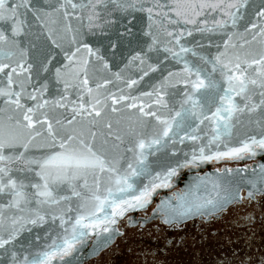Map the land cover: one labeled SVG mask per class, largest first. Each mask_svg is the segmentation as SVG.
<instances>
[{"label": "snow or ice", "instance_id": "snow-or-ice-1", "mask_svg": "<svg viewBox=\"0 0 264 264\" xmlns=\"http://www.w3.org/2000/svg\"><path fill=\"white\" fill-rule=\"evenodd\" d=\"M109 4L121 10L135 8V5L120 3V0H108V3L105 0H87V3L57 0L55 5H48L50 11H45L33 5L31 0H0V103L3 105L0 107V196L7 194L10 197L7 203H0V248L7 250L20 235L25 223L43 224L46 215H50L53 221L59 219L63 226L64 210L59 209V205L71 197L82 198L81 207H86L89 201H96L95 212L109 207L112 209L110 215L94 219L89 224L84 223V215H78L71 225L70 235L65 229L66 234L60 244L54 241L49 246L50 250L31 257L25 254L22 259L13 251L12 264H51L53 257L67 254L75 243L87 235L78 229L96 230L103 224L105 227L102 230L108 232V225L116 223L115 217L123 216L129 209L145 207L157 188L169 187L168 181L180 167L224 158L242 159L246 154L255 155L257 148L264 150V0L255 10L256 20L248 21L244 32L239 34L230 31L229 24L235 28L244 19L241 9L250 6L249 0H233L227 5L223 0L216 3L200 0L199 3L188 5L178 4L172 9L177 18L169 19L173 25H178L181 17L184 23H196L194 18H189L188 9L194 16L204 15V9L223 13L226 19L216 20L214 28L198 31H220L228 38L223 40L222 50L218 47L214 56H205L184 46L181 42L182 31L176 34L164 29L169 42L174 39L175 47L178 48V51H174L165 46L164 51L174 60H183L184 67L180 73H169L152 92L141 95L149 98L155 95L153 103L167 109L168 116L160 115L159 110L153 111L143 101L138 104L139 97L108 92L106 86L112 81L106 78L102 83L96 82L95 88L90 87V58H103L96 56L87 44H82L71 54L65 51L67 63L55 70L57 83L64 84V93L58 99H46L48 85L37 87L39 76L34 82L33 64L28 63L29 50L23 39L29 28L28 14L31 13L45 27L48 24H60L63 32L71 35L69 44H75L80 28L73 27V18L83 20L81 13L87 10L89 14L86 20L91 27L93 20L99 18L97 10L107 8ZM252 7L256 8L255 5ZM181 8L185 11L179 10ZM147 11L151 21L152 9L148 8ZM151 28L150 24L149 32L145 33L151 37L148 45L150 51L160 43L158 34H153ZM51 31L49 28V38ZM250 33L251 40L245 39ZM188 34L191 35V32ZM236 38L243 43H235ZM52 42L60 47L55 40ZM81 48L87 50V57L78 58ZM188 53L196 59H185ZM45 59L48 62L42 64V70L48 72L51 57L46 56ZM136 60H140L141 64L145 62L140 54L132 57V61ZM103 66L105 69L108 67L106 63ZM149 71H155V67L150 66ZM115 75L117 80L121 79L120 73ZM173 77L174 84L171 82ZM136 83L135 80H129L127 87L131 88ZM180 84L184 85L182 94L179 90L173 94L180 95L179 107H169L164 100L166 89L170 85L175 87ZM70 88L77 92L78 99L75 101L68 100ZM58 109H64L70 115L58 113ZM127 110H138V115L134 112L125 115ZM257 114L258 118L253 119ZM245 117L248 123L255 124L259 129L258 136L245 135L239 141V146H229L234 129L237 125H243ZM153 119L156 124L152 123ZM206 122L212 130L207 144L193 148L191 157L186 155L183 163H177L175 168L170 167L163 174L157 173L150 180V186L145 185L137 194L133 178L150 174L146 166L148 156L159 151L161 146L169 143L174 145L177 140L181 144L186 140L200 143L201 136L198 133ZM213 144L217 148L223 144L226 150L211 152L209 146ZM31 148H46L50 154L33 156L29 154ZM206 149L210 154L206 153ZM125 159L127 167L121 171V161ZM16 161L24 165L16 171L34 173L37 182L33 183L25 177L17 178L10 167ZM102 174H107L110 185L103 198L97 194ZM88 177H92L96 192H92L91 196H82V192L77 189L89 188ZM81 179L83 184H79ZM260 182L264 183V165L261 166ZM251 183L255 188L256 183ZM65 186L70 190L71 197L60 195ZM213 188L218 189L220 185L213 182ZM222 191L223 195L218 193L216 199L208 200H189L180 195L177 197L179 203L169 206L176 220L204 216L236 199L229 189ZM258 191L264 192V188ZM248 196L251 198L253 192L250 191ZM33 201L36 208L31 207ZM44 205L55 207L50 213L41 214L39 207ZM26 212L30 215L16 214ZM95 212L89 215L95 216ZM166 223H171V220H166Z\"/></svg>", "mask_w": 264, "mask_h": 264}, {"label": "water", "instance_id": "water-1", "mask_svg": "<svg viewBox=\"0 0 264 264\" xmlns=\"http://www.w3.org/2000/svg\"><path fill=\"white\" fill-rule=\"evenodd\" d=\"M13 2H19V0H13ZM76 3H87V0H74ZM95 2V0H93ZM200 0H120V3L125 5H135V8L126 7L124 10L113 7L111 4L107 8L98 9L99 18L94 19L92 26L89 27L86 17L89 14L87 10H84L81 15L84 17L83 20L77 21L75 18L72 20L73 27H79L80 31L77 35V43L69 44L71 39L70 34L63 32L60 24H48L46 27L42 26V22L36 20L31 13L28 14L29 28L26 29V35L23 37L25 46L29 50L28 63L33 64L32 76L33 81L37 82V76H39L37 87L43 84L48 85V92L45 95L46 99H58L61 94L64 93V84L57 83L55 70L57 67H61L67 63L65 59V51L71 54V51H75L76 48L82 44H87L96 56L102 57V60H97L95 56L90 58L89 74L92 78L89 86L95 88L96 82H103V79H108L112 83L106 86L107 91L120 95H130L139 97L140 101L148 104L153 111L159 110L160 115L168 116L169 112L167 109L162 108L159 105L153 103L155 95L151 98L142 96V93L152 92L169 73H180L184 67V61L174 60L171 58L169 53L164 51V47H171L174 51H178L175 47V40L172 39L169 42V38L164 35V29L167 31L175 32L179 34L183 32L181 42L185 47L197 51L200 55L214 56L219 47L223 49V40L227 39V35L220 31H198V29L214 28L215 21L220 19H226L223 13L219 11H213L212 9H204V15L194 16L191 10L188 9L189 18L196 20L195 24H187L183 22V17L180 18L178 25L169 23V19H177L175 12L172 10L176 5H188L191 3H199ZM207 3H216L219 0H205ZM233 2V0H223V3L227 5ZM31 3L37 8L50 11L48 5H55L57 0H31ZM108 3V0H105ZM261 0H249V7L247 9H241L244 14V19L239 21L235 28H232L229 24V30L234 33H243L244 29L248 26V21H255V10H258ZM143 5V10H141ZM252 5H255L254 9ZM148 8L152 9L151 16L152 20H149ZM185 11V9H179ZM79 11V10H78ZM235 11V9H232ZM152 25L151 32L158 34L160 43H157L153 50L148 49L149 43H151V37L146 36L145 33L149 32V25ZM82 25V26H81ZM49 28L51 31V38H49ZM191 32V35L188 33ZM251 33L245 37V39L251 40ZM259 39V38H258ZM55 40L60 47L53 44ZM235 43L241 44L242 40L236 38ZM33 45L35 47L33 48ZM255 46V44H253ZM140 54L144 59V64L140 63V60L132 61V57ZM46 56L51 57V63L49 64V71L44 72L42 70V64L47 63ZM88 53L86 49L81 48L78 53V58L87 57ZM167 57V59L165 58ZM187 60H195L191 53L185 56ZM107 64V69L104 68V64ZM27 66V64L25 65ZM154 66L155 71H149V67ZM147 72V75L144 73ZM116 73H120L121 79H116ZM142 77V79H141ZM83 78V77H81ZM129 80L137 81L131 88L127 87ZM172 84L175 82V77L171 78ZM184 85H176L175 87L169 86L166 89L164 95L165 103L172 107H179L180 95H173L179 92L182 94ZM31 91V89H29ZM78 99L77 92L74 89L68 90V100L75 101ZM257 102L259 98L257 97ZM111 102L109 101V104ZM0 103V107H2ZM71 107V104L69 105ZM58 113L64 115H70L65 112L64 109H58ZM129 112H134L138 115V110H127L125 115ZM259 114L253 117L257 119ZM153 124L156 121L153 119ZM202 131L198 133L201 136L200 143H193L192 141H185L183 144L177 140L173 145L161 146L159 151L148 156L146 166L150 170L149 175H142L133 178L135 181L134 187L138 190L142 189L145 185L150 186V180L157 173H165L168 168H175L177 163H183L186 155L188 158L191 157L193 148H199L208 142V138L212 135L211 126L207 124L201 125ZM204 133L208 135L205 136ZM259 129L255 124H250L245 117L243 125H237L232 133V139L229 146H239V141L245 138V135L258 136ZM183 134V133H181ZM126 146V145H125ZM211 152L225 151L223 144L217 148L216 144L209 146ZM22 150V149H21ZM206 153L210 154L206 149ZM7 154V153H5ZM29 154L37 157L50 154L46 148H31ZM222 162H234L244 163L250 162L249 165H237L230 169L223 168L221 170L209 169L203 171L201 174L196 173L197 170L205 166V162H199L196 165L190 166L185 173H180L177 169V176H173L168 181L169 187H159L157 191L153 192L149 202L154 199L158 192H167L172 190L174 196L164 193V196L160 199L159 204L156 206L157 210L162 213L167 220L181 222L192 218L190 216L187 219L176 220L173 216L172 208L169 206L178 204L177 197L180 195L185 196L191 200L193 198H199L201 200L216 199L218 193L223 195V189L227 188L235 194L236 199H233L226 203V206L237 202L241 198V192L244 191V196L249 197L248 193L253 192V196L263 192L258 191L264 188V183L260 182L261 166L264 165V150L257 148L255 155L246 154L242 159H221ZM123 171L127 167V159L121 161ZM196 166V168H195ZM10 167L13 168V174L17 178L25 177L31 182H37L38 178L35 177L34 173H19L16 169L23 168L24 165L20 161L14 162ZM230 170V171H229ZM213 182L220 185V188L214 189ZM251 182L256 183L254 188ZM84 181L81 179L79 184H83ZM159 183V181H157ZM89 188H78V191L82 192V196H91L92 192H96V186L93 183L92 177H88ZM107 182V174H102L100 177V187L97 192L98 195L103 198L107 195L106 189L109 187ZM179 186V191H175L174 188ZM31 193V189L28 190ZM60 195H67L71 197V192L64 187ZM252 196V197H253ZM10 197L7 194L0 196V203H7ZM147 203V205L149 204ZM83 203L82 198L71 197L69 201H62L59 205V209L64 210L65 224L61 226L59 219L53 221L50 215H46V219L43 224H24V229L20 235L16 238L12 245H9L7 250L0 248V264H12V252L15 251L20 259L25 254L30 257L37 253L50 250V247L55 241L56 244H60L62 239L65 237V229L68 234L71 233V225L75 222L78 215H84L86 219L85 224H89L94 219H103L106 214H111L112 209L106 208L104 211L95 212L96 201H89L86 207H81ZM146 205V206H147ZM145 206V207H146ZM31 207L36 208L37 205L33 201ZM55 206L44 205L39 207L41 214L50 213ZM143 208L129 209L124 213L135 212ZM222 208V209H223ZM220 209V210H222ZM218 210V211H220ZM218 211L211 212L216 213ZM15 212V210H13ZM90 212H95V216H90ZM17 215L29 216L30 213H16ZM57 210V215H59ZM208 215V214H207ZM123 216L115 217L116 223L108 225L109 231L104 232L102 229L105 225L101 224L98 229L92 230L89 228L78 229V231H84L87 233L81 240L73 246V251H69L65 255L55 256V260L51 261V264H76L80 263L92 256L98 254L101 250L109 246L118 234L117 225ZM197 216V215H195Z\"/></svg>", "mask_w": 264, "mask_h": 264}, {"label": "flooded vegetation", "instance_id": "flooded-vegetation-1", "mask_svg": "<svg viewBox=\"0 0 264 264\" xmlns=\"http://www.w3.org/2000/svg\"><path fill=\"white\" fill-rule=\"evenodd\" d=\"M249 164L210 160L196 173ZM189 167H180L178 171L185 173ZM175 176L177 171L173 178ZM174 190L179 191V186ZM164 193L175 195L172 190L158 192L144 209L127 213L117 225L118 234L113 242L95 256L76 264L264 262V192L249 198L242 191L239 201L216 213L171 223H166L167 218L156 208Z\"/></svg>", "mask_w": 264, "mask_h": 264}]
</instances>
